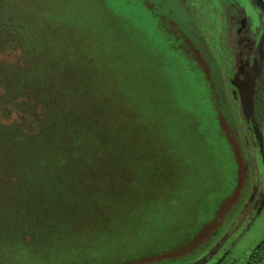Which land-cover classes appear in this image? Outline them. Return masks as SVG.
Instances as JSON below:
<instances>
[{"label":"rangeland","instance_id":"rangeland-1","mask_svg":"<svg viewBox=\"0 0 264 264\" xmlns=\"http://www.w3.org/2000/svg\"><path fill=\"white\" fill-rule=\"evenodd\" d=\"M244 7L246 0H0V132L6 134L0 158L10 156L15 135L31 141L39 126L38 114L29 112L49 106L31 105L28 85L21 84L33 66L26 54L32 24L54 27L41 35L65 45L62 66H85L83 78L72 76L71 90L82 79L99 86L80 94L87 105L77 113L68 100L57 101L62 95L51 98L80 118L75 124L87 125L80 143L66 124L60 128L75 152L66 159L74 168L69 188L81 196L84 211L62 200L50 215L51 234L73 231L59 238L69 247L54 250L120 239L134 247L154 242L158 247L133 264L154 257L199 264L243 229L262 190L253 131L264 77V33L260 39L261 24L247 16L253 7ZM47 76L41 72L42 82ZM12 170L0 161L1 203L42 202L37 193H11L27 183ZM18 230L29 239L23 223ZM262 235L264 215L236 254Z\"/></svg>","mask_w":264,"mask_h":264},{"label":"trees","instance_id":"trees-1","mask_svg":"<svg viewBox=\"0 0 264 264\" xmlns=\"http://www.w3.org/2000/svg\"><path fill=\"white\" fill-rule=\"evenodd\" d=\"M60 22H62V20H60ZM39 26V24H32V29L34 28V30L31 32V43H28L30 52L27 49L26 54L29 53V60L33 66L30 73L26 76L25 81L21 80V84H23L24 87L25 84L28 85L26 88L29 90L28 98L32 103L31 105L34 104V101L40 100L42 103L48 102L49 106H46L47 104L40 108L36 106L34 111L29 112L32 114L31 116L33 118V113L38 114V119L35 120H37L36 123L39 126V131L30 134L32 139L28 144H24L20 135H15V138H11L10 143H13V145L9 149L10 156L6 153L0 158V161L7 166L9 165L11 172L13 171L12 168L15 169V177L19 176L17 178H20V182H27L25 185L24 183L18 184L21 190H14L11 192L12 194L17 195L18 193H22V190H24V192L26 191V195L37 193L40 199H42V202H36L33 205L31 202L26 201V204L19 206L18 203L16 204L13 201L11 203L5 202V204L0 201V206H5L0 210V264L133 263L138 257H142L145 253L155 250L158 246L134 247V245L131 246V244H126L125 241L123 242L120 239L119 241H113L115 245H111L113 242H110L109 244H100L96 247H92L91 245L84 246V243H78V245L71 243L72 245L70 246L69 253L67 252L68 250L64 252L54 250L62 244L59 240L60 235L64 233V236H66L67 233L70 232L71 236L73 231L67 232L68 230H66L61 231V233L56 232L55 235L51 234L50 231L53 229L50 227V215L53 216L55 210L58 211L62 200L66 201V205L69 201V204L72 205L74 201V203L79 206L80 212L84 211V205H81L83 204L81 196L78 195L77 190L72 191L69 188L72 176H74V168L71 163V165L67 164L66 159H71L68 154L75 156V152L71 150L73 147L68 148L65 146L64 143L67 139V134H65V131L60 130V128H64L62 125L66 124L71 132H73L71 137H76V143H80L86 138L83 129H86L85 127L87 126L83 120L75 124L74 121L80 118L74 120L73 117H70L71 113L62 110L64 103L59 105L57 101L61 102L68 100L75 106V109H73L77 113L81 105H83V107L87 105L86 101L82 102L80 94H85L88 87L97 89L99 86H95L94 83L92 86L82 79L74 81L76 87L74 90H71L72 76L75 75L79 79L83 78L81 72L85 70V66L78 62L81 61L80 57H78V64L76 66H62V64L65 65L67 63L65 57L67 48H65V45L59 44L57 46L58 41L54 40L52 37L41 35L42 32L52 33V31H54L53 26L49 24L46 25L45 23ZM48 36H51V34H48ZM56 37L57 36H55V38ZM49 38H51L50 46H48L49 41H47ZM7 46H9V44H7ZM54 61L58 65L52 66ZM47 63L49 66H47ZM44 66L47 67L44 68ZM41 72L44 73L45 76L48 75L45 79L48 83L42 82L44 80L41 79ZM54 94H60L62 97L58 98L59 100L57 101L51 100V98L55 97ZM11 97L15 98V95L11 94ZM178 107L180 108V104H178ZM57 108L61 110H57ZM40 117L43 119H40ZM48 120L53 121L51 125ZM158 125V129L169 133L164 126L160 125V127H158ZM17 129L16 126L13 127V132ZM0 133V136H5L0 139V145H2V143H4L3 141L6 139V134L3 131ZM88 144L91 145V142L89 141ZM219 145L224 147L227 151L225 144L223 145L219 142ZM53 147H55V149H53ZM14 153H17V155H13ZM107 153L108 156L112 155L113 152H111L110 147ZM87 160L89 162L88 158L84 161L87 162ZM115 161L116 156L112 160V163ZM5 173L6 171H4V174ZM36 182L38 185H36ZM30 185L36 186L31 187ZM218 191L219 190L216 189L214 192ZM49 199L53 201L50 202ZM105 209L103 204V210ZM70 212L71 211H67L68 214ZM75 215L76 214L73 216ZM39 216L41 217L39 218ZM42 221H44V229L40 226ZM21 223L26 227L24 233L29 239L21 238L22 232L18 230L19 224ZM71 224L74 225L73 223ZM34 226H36V228H34ZM67 228H69V225H67ZM37 232L41 235L43 234L46 239L42 240ZM35 235L39 236V240H42V242H35L37 241L33 237ZM142 235H144V233H142ZM62 245L67 248L69 247L65 242ZM121 247H123V249H121Z\"/></svg>","mask_w":264,"mask_h":264},{"label":"flooded vegetation","instance_id":"flooded-vegetation-1","mask_svg":"<svg viewBox=\"0 0 264 264\" xmlns=\"http://www.w3.org/2000/svg\"><path fill=\"white\" fill-rule=\"evenodd\" d=\"M248 5L253 7L254 15L247 16L251 17L254 23L256 18L259 24H261V39L264 33V0H246V7H248ZM262 65L264 66V63ZM259 84L260 89L258 88V92L260 91L262 93L260 99L262 100V105L254 125L253 135L259 151L258 165L261 171L262 190L243 229H240L238 232L236 231L220 249L212 253L199 264H264V235L255 237L253 240H256L253 241L251 245L248 247L245 245V248L241 249L238 254H236V248L239 242L244 239L249 231L258 225L260 218L264 215V77L259 80ZM136 264H186V261H164L157 260L154 257L153 259L137 261Z\"/></svg>","mask_w":264,"mask_h":264},{"label":"crops","instance_id":"crops-1","mask_svg":"<svg viewBox=\"0 0 264 264\" xmlns=\"http://www.w3.org/2000/svg\"><path fill=\"white\" fill-rule=\"evenodd\" d=\"M149 246H155V243L152 242V243H150L149 245H147V246H145V247H149Z\"/></svg>","mask_w":264,"mask_h":264}]
</instances>
